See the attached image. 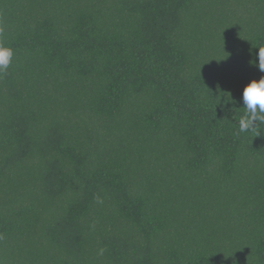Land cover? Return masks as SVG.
<instances>
[{
  "label": "trees",
  "instance_id": "obj_1",
  "mask_svg": "<svg viewBox=\"0 0 264 264\" xmlns=\"http://www.w3.org/2000/svg\"><path fill=\"white\" fill-rule=\"evenodd\" d=\"M0 42V264H264V126L222 107L264 0H0Z\"/></svg>",
  "mask_w": 264,
  "mask_h": 264
},
{
  "label": "clouds",
  "instance_id": "obj_2",
  "mask_svg": "<svg viewBox=\"0 0 264 264\" xmlns=\"http://www.w3.org/2000/svg\"><path fill=\"white\" fill-rule=\"evenodd\" d=\"M14 59V50L0 42V75L7 72ZM250 66L256 67L264 74V47L258 48L257 60L249 61ZM222 107L231 105L229 111L237 110L241 114L237 118V131L235 135L241 133H252L260 135L261 126H264V75L259 80H252L242 91L241 100L237 101L230 92H223ZM218 104H221L220 97ZM242 103V107L236 108L237 104ZM104 249L99 250V255H103Z\"/></svg>",
  "mask_w": 264,
  "mask_h": 264
}]
</instances>
